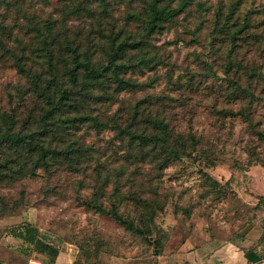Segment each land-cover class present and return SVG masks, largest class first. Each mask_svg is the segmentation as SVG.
I'll list each match as a JSON object with an SVG mask.
<instances>
[{
  "label": "rangeland",
  "instance_id": "rangeland-1",
  "mask_svg": "<svg viewBox=\"0 0 264 264\" xmlns=\"http://www.w3.org/2000/svg\"><path fill=\"white\" fill-rule=\"evenodd\" d=\"M157 6L178 12L147 33L149 12L141 0L0 2V111L10 115L4 134L18 136L42 114L43 102L33 92L19 96L31 76L40 75L44 85L56 69L54 82H67V45L101 68L118 43H125L114 61L124 64L119 77L135 84L118 88L111 65L89 87L96 98L81 111L104 126L83 122L56 140L58 148L70 141L87 147L77 169L64 161L49 173L39 169L32 178L0 181V264L52 258L9 235L25 223L55 250L72 247L77 260L85 257L73 241L90 237L101 254L87 261L96 264L111 258L186 264L183 245L211 239L217 246L238 241L242 232L258 239L255 231L264 219V0H158ZM16 58L27 74L17 71ZM148 118L168 122L173 137L185 143L181 158L163 169L151 160L149 146L138 154L117 131L130 122L132 129L152 133L144 128ZM98 173L110 181L98 199L106 209L116 197L119 212L137 225L139 200L156 205L147 235L129 232L83 204L99 184Z\"/></svg>",
  "mask_w": 264,
  "mask_h": 264
},
{
  "label": "trees",
  "instance_id": "trees-1",
  "mask_svg": "<svg viewBox=\"0 0 264 264\" xmlns=\"http://www.w3.org/2000/svg\"><path fill=\"white\" fill-rule=\"evenodd\" d=\"M141 1L149 12L144 20L145 31L147 33L161 29L163 26L162 22L171 20L178 12L177 8L158 7V0ZM130 17L134 18L133 16ZM136 19H138L137 16ZM239 31L240 29L237 32ZM232 36L233 38L235 37L234 34ZM124 45L125 43L119 42L117 47L113 49V55L108 57L106 66H102L101 68L93 67L87 55H83V53L79 54L76 48L67 45L70 63L63 74L67 76L65 84L54 82L57 74L56 69L50 72V77L44 80V85L40 84V75L34 74L31 76L30 87L20 91L19 96L33 92L43 102V106L41 107L42 114L38 119L26 123L18 136L11 137L2 132L3 126L10 121V115L0 111V157L4 156L0 165L2 164L6 169L4 172L0 171V181L3 179L32 178L37 175V170L39 169H42L45 173H49L56 165H63L64 161L67 162L71 169H77L76 165L80 164V159L83 156L87 157L89 154L87 147L77 144L75 141H70L65 146L58 148L56 140L62 137L61 132L65 133L69 128L77 127L83 122H89L88 124L95 129L104 126L103 121L97 116L87 115L81 110L86 106L87 100L96 98L90 92L89 87L105 76V72L111 65H113L112 75L118 84V88L123 90L135 85L132 81L119 77L117 72V70H121L124 67V64H116L114 61L115 56L118 52L124 50ZM46 62L48 67L52 69V55L50 53L47 55ZM15 66L19 73H28L21 59H15ZM79 71L83 72V80L79 79ZM234 84L237 89H240L237 83ZM53 86H55V90L52 91L51 88ZM147 120L148 125H145L144 128L155 130L152 133L138 132L132 129L133 124H130V122L124 127L117 126V131L120 135H125L128 138V142L135 144L138 148V154H142L144 149L149 146L150 151L153 153L151 154V160H156L157 167L163 169L169 161L181 158L186 148L185 143L173 137L168 122L156 118H148ZM190 140L192 144L197 143L193 138ZM178 142L179 145L177 144ZM155 149H158V152H154ZM145 154H148V152ZM97 178L99 184L95 187L96 189L91 197L85 199L83 204L96 213L112 218L129 232L136 235H147L151 231V224L153 223L154 211L156 209L154 207L156 205L153 204V207L146 200L140 199L138 207L142 212L138 217L139 224L136 225V222L130 221L129 216H124L119 212L118 208L122 202L116 197L112 200L109 209H106L98 202L99 198L104 197L105 187L108 186L110 181L106 176L101 178L99 173L97 174ZM115 184L114 189L115 193H117L119 191V183L115 181ZM162 208V204L159 203L157 209ZM258 227L262 231L260 240H264V219ZM8 233L14 239L21 241L31 248L33 252L52 255L51 259H41V262L43 264H54L57 250L52 245L41 240L39 230L35 226L25 223L24 225L13 227ZM73 243L84 254L83 257L85 258L82 260L75 259L72 264H96L95 262L89 263L87 261L88 257L95 259L101 254L99 248L94 249L92 246L93 242L91 243L90 237L84 242H76L74 240ZM254 248L251 246L244 249V256L252 263L259 262L264 258L258 255ZM30 258L27 257L28 260Z\"/></svg>",
  "mask_w": 264,
  "mask_h": 264
},
{
  "label": "crops",
  "instance_id": "crops-1",
  "mask_svg": "<svg viewBox=\"0 0 264 264\" xmlns=\"http://www.w3.org/2000/svg\"><path fill=\"white\" fill-rule=\"evenodd\" d=\"M260 229L255 231L258 232L257 240H250L248 234L245 232L239 233V240L234 241L227 239L221 244L215 245L216 243L207 239L201 245L196 247H181L184 248L185 252L182 254L186 260V264H264V258L259 262H249L244 256V249L249 247H255V252L264 257V240H260L262 231ZM14 239V238H13ZM253 241V242H252ZM75 260L74 254H72V247L65 248L64 250L57 251L54 257V264H72ZM26 264H43L40 259L30 258ZM106 264H132L125 263L117 258H111L107 260ZM177 264V263H168Z\"/></svg>",
  "mask_w": 264,
  "mask_h": 264
}]
</instances>
